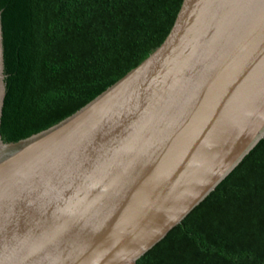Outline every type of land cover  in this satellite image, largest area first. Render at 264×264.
Here are the masks:
<instances>
[{
	"label": "water",
	"instance_id": "1",
	"mask_svg": "<svg viewBox=\"0 0 264 264\" xmlns=\"http://www.w3.org/2000/svg\"><path fill=\"white\" fill-rule=\"evenodd\" d=\"M0 19V123L5 95ZM264 137V0H182L144 61L0 135V264H136Z\"/></svg>",
	"mask_w": 264,
	"mask_h": 264
},
{
	"label": "trees",
	"instance_id": "2",
	"mask_svg": "<svg viewBox=\"0 0 264 264\" xmlns=\"http://www.w3.org/2000/svg\"><path fill=\"white\" fill-rule=\"evenodd\" d=\"M182 0H0V135L59 123L144 61ZM136 264H264V137Z\"/></svg>",
	"mask_w": 264,
	"mask_h": 264
}]
</instances>
